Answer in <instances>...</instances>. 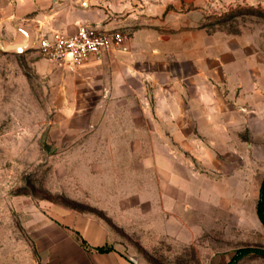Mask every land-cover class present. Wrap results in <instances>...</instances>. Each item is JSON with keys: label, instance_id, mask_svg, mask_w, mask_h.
<instances>
[{"label": "rangeland", "instance_id": "rangeland-1", "mask_svg": "<svg viewBox=\"0 0 264 264\" xmlns=\"http://www.w3.org/2000/svg\"><path fill=\"white\" fill-rule=\"evenodd\" d=\"M132 1L171 20L174 71L195 51L230 104L248 103L246 119L257 108L246 100L264 101V0ZM226 72L244 84L236 96ZM84 95L75 70L51 66L35 47L0 48V264H92L98 237L136 264H226L239 248H264V141L248 119L228 153L197 133L201 151L189 134L173 139L169 124L142 121L135 105L129 122L85 106Z\"/></svg>", "mask_w": 264, "mask_h": 264}, {"label": "crops", "instance_id": "crops-1", "mask_svg": "<svg viewBox=\"0 0 264 264\" xmlns=\"http://www.w3.org/2000/svg\"><path fill=\"white\" fill-rule=\"evenodd\" d=\"M134 3L132 0H0V34H7L8 41H12L19 25L31 27L36 38L40 32L73 33L80 24L130 29L128 50L107 51L75 69L77 83L86 93L85 106L101 114L108 108L110 116H121L123 112L125 120L132 122L135 105L141 108L142 121L169 124L168 131L163 134L170 132L173 139L189 134L192 148L202 147L201 151H207L208 145L198 144L197 133L228 153V140L241 138L247 119L253 125L254 139L264 141V109L259 112L260 106L264 108V101L250 96L246 101H251L252 105L256 102L257 108L254 107L246 119L240 108L249 106L248 103L243 98L234 102L236 105L230 104V98H226L228 91L225 93L212 81L213 69H197L195 51L188 54L187 69L174 71V49L169 44L178 41L176 37L180 39V36L167 33L166 27H173L171 20L150 15L148 7L137 8ZM159 24L164 25L161 26L164 29L158 27ZM192 42L196 43L194 35ZM177 58L179 61L180 55ZM47 62L51 66L59 65ZM37 63L39 67L46 66L45 60ZM224 75L230 82L231 95L235 93L236 96L239 88L244 87L243 82L236 72ZM91 243L92 252L87 253L92 257V264H136L115 246L108 252L97 251L96 246L112 245L103 237ZM83 255H86L84 249Z\"/></svg>", "mask_w": 264, "mask_h": 264}, {"label": "built area", "instance_id": "built-area-1", "mask_svg": "<svg viewBox=\"0 0 264 264\" xmlns=\"http://www.w3.org/2000/svg\"><path fill=\"white\" fill-rule=\"evenodd\" d=\"M129 39L122 29L80 24L73 33L40 32L34 46L50 62L75 70L86 60L100 58L107 51L128 50Z\"/></svg>", "mask_w": 264, "mask_h": 264}, {"label": "trees", "instance_id": "trees-1", "mask_svg": "<svg viewBox=\"0 0 264 264\" xmlns=\"http://www.w3.org/2000/svg\"><path fill=\"white\" fill-rule=\"evenodd\" d=\"M240 12L242 10L244 11H257L255 10L256 8H244L243 6H240ZM246 13V12H243ZM253 13V12H251ZM256 13V12H254ZM258 214L260 219L262 220V222L264 223V181H263V185L261 188V194H260V199L258 202ZM97 251L99 252H108L114 249V246L112 245H102V246H96L94 247ZM251 254H256V255H260L264 257V248L261 247H256V246H248V247H242L239 248L237 250H235V252L233 253L231 259L226 263V264H237L242 258H244L245 256L251 255Z\"/></svg>", "mask_w": 264, "mask_h": 264}, {"label": "water", "instance_id": "water-1", "mask_svg": "<svg viewBox=\"0 0 264 264\" xmlns=\"http://www.w3.org/2000/svg\"><path fill=\"white\" fill-rule=\"evenodd\" d=\"M35 41V31L29 26L19 25L12 41L0 38V48L9 53H23L31 50Z\"/></svg>", "mask_w": 264, "mask_h": 264}]
</instances>
